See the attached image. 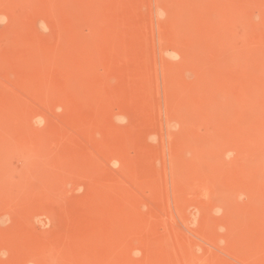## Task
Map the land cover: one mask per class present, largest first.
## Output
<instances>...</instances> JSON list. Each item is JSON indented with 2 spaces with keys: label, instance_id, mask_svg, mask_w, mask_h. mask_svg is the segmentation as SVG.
<instances>
[{
  "label": "rangeland",
  "instance_id": "obj_1",
  "mask_svg": "<svg viewBox=\"0 0 264 264\" xmlns=\"http://www.w3.org/2000/svg\"><path fill=\"white\" fill-rule=\"evenodd\" d=\"M0 254L264 264V0H0Z\"/></svg>",
  "mask_w": 264,
  "mask_h": 264
},
{
  "label": "clouds",
  "instance_id": "obj_2",
  "mask_svg": "<svg viewBox=\"0 0 264 264\" xmlns=\"http://www.w3.org/2000/svg\"><path fill=\"white\" fill-rule=\"evenodd\" d=\"M0 255H3V254H0ZM135 255H137V256H138V255H139V253L137 252V253H135Z\"/></svg>",
  "mask_w": 264,
  "mask_h": 264
}]
</instances>
